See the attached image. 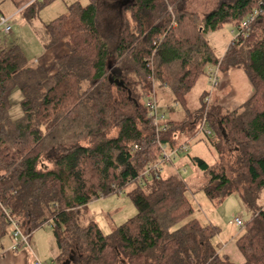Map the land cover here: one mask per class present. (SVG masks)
<instances>
[{
  "label": "trees",
  "instance_id": "obj_1",
  "mask_svg": "<svg viewBox=\"0 0 264 264\" xmlns=\"http://www.w3.org/2000/svg\"><path fill=\"white\" fill-rule=\"evenodd\" d=\"M87 1L43 27L45 49L68 50L53 77L28 64L19 46L0 42V238L11 228L6 209L29 238L52 228L59 264H235L215 246L218 230L193 218L184 180L144 175L164 163L160 146L180 151L181 137H195L209 91L197 112L188 94L219 67V79L242 71L254 92L233 111L210 103L209 140L219 159L193 161L209 177L202 190L211 202L240 195L252 217L236 246L243 264H264V0H221L204 15L187 11L186 0H105L122 3L129 16L114 47L98 26L101 0ZM48 2L34 0L21 13L32 22ZM227 24L237 36L217 58L205 34ZM156 85L171 92L182 117L165 118ZM17 88L23 113L11 119ZM152 100L164 117L158 124ZM121 192L137 214L106 235L89 218V203Z\"/></svg>",
  "mask_w": 264,
  "mask_h": 264
},
{
  "label": "rangeland",
  "instance_id": "obj_2",
  "mask_svg": "<svg viewBox=\"0 0 264 264\" xmlns=\"http://www.w3.org/2000/svg\"><path fill=\"white\" fill-rule=\"evenodd\" d=\"M75 1H80L82 5H87L88 3L87 0H49L48 3L41 7L38 18L28 22L22 13H18L17 4L24 2V0H0V8L4 16H12L10 21L11 33L4 34L0 28L1 44L19 46L25 54L28 64H35L36 58H40L44 51L42 24H47L66 14L68 5ZM220 1L186 0L184 7L187 11L204 15L215 9ZM41 3H44V1ZM113 3L115 2H112V4L110 2H107V4L102 3L98 15V26L108 36V44L111 47L118 44L121 32L125 27L124 17L126 16L125 19L129 17L127 13L111 10L110 7L118 8ZM236 36L237 30L232 24H227L215 32L205 34V38L217 58L223 57ZM221 80L220 77L218 86L214 88V99L220 97L219 84ZM209 89L210 82L208 77L202 76L195 88L188 94V105L192 112H197L200 109V98ZM155 91L158 107L167 120L172 117L180 118L183 116V108L174 103V97L169 90L161 85H156ZM225 93H229V87H227ZM22 98V93L18 88L11 92L9 97V115L11 119H17L22 115ZM212 101L213 95L211 97ZM200 124L196 128L194 138H189L186 141L182 137L180 138L181 145L185 146V148L171 159L170 164H165L162 167L163 176L175 173L187 183L189 187L188 196L194 207L193 218L202 225L215 227L218 233L213 242L215 246H218L219 252L223 255H228L233 263L243 264L245 259L236 246V240L242 234L243 229L237 225L236 220L238 219L244 224L251 219L252 213L244 208L239 194L231 195L223 202L213 203L202 190V187L208 183L209 177L200 171L193 160L201 158L209 164H213L219 158L210 143L209 136L200 131ZM261 202L264 207V195ZM88 208L89 218L94 220L106 235L137 214L136 207L125 192L95 199L89 203ZM12 234L13 229L9 228L8 233L0 238V249L1 247L5 249L9 243L12 244ZM22 248L30 253L28 257L31 259L34 257L43 264H59L57 260L58 247L50 226L35 231L30 237L29 246Z\"/></svg>",
  "mask_w": 264,
  "mask_h": 264
},
{
  "label": "crops",
  "instance_id": "obj_3",
  "mask_svg": "<svg viewBox=\"0 0 264 264\" xmlns=\"http://www.w3.org/2000/svg\"><path fill=\"white\" fill-rule=\"evenodd\" d=\"M34 0H24V2L18 3V13L21 12L29 6ZM76 2V1H75ZM72 2L68 5L69 7L75 3ZM102 3L107 4V1L101 0L100 8ZM112 4V2H110ZM116 7H110L111 10L116 12L125 13L123 4L120 2H115ZM12 17V16H9ZM126 16L124 17V23L126 22ZM48 24V23H47ZM45 23L42 24L44 27ZM44 31V28H43ZM44 47V42H43ZM68 52L65 44L61 43L51 49H45L40 58H36L35 64L41 65L49 71L51 77H53L56 72L59 70L57 59ZM34 65V64H33ZM221 82L219 84V98L214 99L215 91H213V100H217L220 105L229 111L236 110L240 106H242L253 94L254 90L251 86V83L247 79L246 75L240 70H231L224 75L221 76ZM51 81H49V86ZM229 87V93L226 94L225 90ZM210 91V89L208 90ZM206 93V92H205ZM223 94V95H222ZM12 240V239H11ZM13 243V240H12ZM12 244L9 243L7 247H1L0 249V264H35V258L28 257V251L26 249H19L18 251H12ZM59 255V252H58ZM34 258V259H33ZM58 258V257H57ZM245 262V261H244Z\"/></svg>",
  "mask_w": 264,
  "mask_h": 264
},
{
  "label": "built area",
  "instance_id": "obj_4",
  "mask_svg": "<svg viewBox=\"0 0 264 264\" xmlns=\"http://www.w3.org/2000/svg\"><path fill=\"white\" fill-rule=\"evenodd\" d=\"M258 15V11H255L254 14L247 19L242 27H241V31L239 33L240 37H244L246 34L244 33L245 29L248 27V25L254 21L255 17ZM12 17H2L0 20V28L2 29V32L4 34H8L11 33L12 31V27L10 25V21H11ZM219 75H220V70L219 67L216 68H210L209 69V79H210V91L208 92L207 96L204 99V104L206 106V111H205V115L203 117V120L201 121L200 124V131L202 133H204L206 136H212L213 133L211 131V129L209 128V124L207 121V111L209 108V105L211 103V97L214 91V88L216 86H218L219 83ZM148 105L150 107V116L154 117L155 119V124H158V122H161L162 120H164V117L158 116V111H157V106L154 100L149 101ZM162 151H163V157H164V163H160V164H156L153 166H149L147 168V170L144 172V175L146 177H152L153 175H156L157 177L162 173V167L165 164H170L171 163V159L173 157H175L177 154H179V152H181L185 146L182 147V149L179 150H172V151H168L166 146H160ZM4 213L6 215L7 221L10 223L11 228L13 229V234H12V247L11 250L12 251H17L19 248L22 247H28L29 246V242H30V238L29 236L25 235L22 233L20 227H19V223L14 219V217L11 215V212L9 210L4 209ZM237 225L239 227L243 226V223H241L240 220H236ZM35 264H43L41 263L39 260H35Z\"/></svg>",
  "mask_w": 264,
  "mask_h": 264
}]
</instances>
